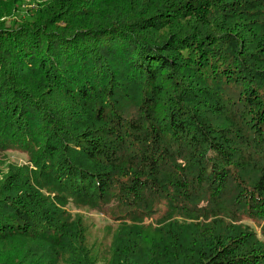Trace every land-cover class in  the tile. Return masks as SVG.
Returning a JSON list of instances; mask_svg holds the SVG:
<instances>
[{
  "label": "trees",
  "instance_id": "1",
  "mask_svg": "<svg viewBox=\"0 0 264 264\" xmlns=\"http://www.w3.org/2000/svg\"><path fill=\"white\" fill-rule=\"evenodd\" d=\"M87 212L104 264H264V0H0V264H98Z\"/></svg>",
  "mask_w": 264,
  "mask_h": 264
},
{
  "label": "rangeland",
  "instance_id": "2",
  "mask_svg": "<svg viewBox=\"0 0 264 264\" xmlns=\"http://www.w3.org/2000/svg\"><path fill=\"white\" fill-rule=\"evenodd\" d=\"M9 161L17 162V163H26L25 155L19 152L18 150H9L5 153ZM72 211H75L72 209ZM86 215L88 216V224H89V231L88 232V240L90 243L93 240L99 245L101 251L97 254L98 264H104L103 258L106 256L107 250L104 247H108L110 242V235L106 233L105 227L110 226L112 221L108 218L106 214H99L96 212H87ZM246 222V221H245ZM251 225H255V221L249 222ZM258 229V227H257ZM103 250V251H102ZM104 252V255L102 253Z\"/></svg>",
  "mask_w": 264,
  "mask_h": 264
}]
</instances>
